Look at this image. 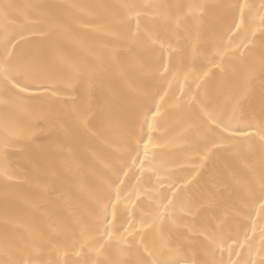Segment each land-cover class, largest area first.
Returning <instances> with one entry per match:
<instances>
[{"label":"bare ground","instance_id":"obj_1","mask_svg":"<svg viewBox=\"0 0 264 264\" xmlns=\"http://www.w3.org/2000/svg\"><path fill=\"white\" fill-rule=\"evenodd\" d=\"M125 4L144 6V12L139 18L129 16L121 7ZM262 4L264 0H0V39L7 27L9 34L23 33L26 47H43L48 54L41 73L44 86L21 93L30 99L5 103L0 94V173L7 170L11 177L0 175V261L9 258L7 237L36 239L45 262L51 253L59 264H94L105 257L135 264V250L119 252L127 245H117L115 239L101 250L103 255L96 252L108 241L99 239L105 225L91 215V193L101 180L116 179L109 165L119 158L125 183L120 185L114 236L120 235L115 228L121 223L128 228L130 221L135 235L144 220H151L160 194L171 196L169 186L179 185V203L194 206L187 214L178 205L179 225L171 229L181 234L184 258H205L199 244L208 230L231 237L224 244L225 260L231 245L243 253L233 259L259 264L264 209L259 201L243 207L237 196H229V191L241 190L250 169L259 170V136L249 142L251 152L248 144L240 155L208 144L206 153L192 124L201 104L230 110L236 95L245 98L242 122L259 119L264 105ZM156 5L185 7L178 21L175 7ZM187 5L205 7L189 13ZM241 5L246 6L243 14ZM130 98L141 107L142 134L140 123L134 129L141 137L139 158L135 140L126 146L112 123L116 109ZM157 104L160 114L149 112L145 121L142 113L154 112ZM73 213L90 222L87 236L77 232L75 248L65 229ZM109 213L111 219V205ZM246 233L251 253L247 243L241 249L236 242L244 241ZM146 243L158 254H169L153 234Z\"/></svg>","mask_w":264,"mask_h":264},{"label":"snow or ice","instance_id":"obj_2","mask_svg":"<svg viewBox=\"0 0 264 264\" xmlns=\"http://www.w3.org/2000/svg\"><path fill=\"white\" fill-rule=\"evenodd\" d=\"M40 7V6H33ZM121 7L125 8L128 15L133 13L139 18L144 12V6L125 4ZM156 8H172L177 9V20L179 21L180 9L183 5H156ZM189 13L193 10L202 9L204 5H187ZM244 5H241V12L243 14ZM264 8V4L261 5ZM171 20V13L168 16ZM260 20L264 22V14L260 15ZM118 23H123V20H118ZM139 20L137 22V29L139 30ZM241 27L240 23L236 24V28ZM231 30V28H229ZM5 35L0 39L2 49H0V94L6 99L5 103L9 101H25L30 97L22 96L21 93L29 91L33 86L43 87L42 70L45 68L48 62V54L43 47L28 48L25 45L27 41L22 32H16L9 34L7 27H5ZM41 35L47 36V32H41ZM243 55V53H241ZM264 65V61H262ZM206 75V73H205ZM15 90V91H14ZM244 96L236 95L233 97V102L229 110L228 107L224 108H208L207 105L201 104L199 114L193 116L192 127L197 131L203 141V147L205 152L210 151L208 144H212L213 147H221L225 151L233 152L236 155H240L242 146L248 144L247 151H254V146L249 143L254 140L255 136H259V151L261 155V165L259 170L255 168L250 169L251 176L240 185V191H229V196H237L240 199L243 207H247L249 202H260L261 208L264 209V105L261 107L260 117L255 122H242V113L244 111ZM196 102L189 101V107ZM160 106L156 105L154 112L149 108L143 112L144 120H147L148 113L151 112L153 117L160 114ZM141 107L135 99H128L124 105L116 109V118L112 122L113 127L117 128L121 132L123 142L126 146L130 147L132 141L135 140L137 146V158H139V144L141 137L135 135V126L140 123L141 134L143 129V121L140 120ZM151 128V125H149ZM246 129L251 130L247 132ZM152 142L151 133H149L148 141L145 142V157L148 156V145ZM203 159V156L201 157ZM135 163V161H134ZM110 170L116 177L115 180H110L105 183L101 180L95 191L91 193V199L94 207L91 210V215L94 216L98 224L105 225L103 232L100 234L99 239L104 240L107 237V244H101L99 249H96L97 255H103V250H107L111 246L112 240L115 239L117 245H127L126 248L120 247L118 251L121 253L131 252L135 250L137 259L135 264H241L240 259H233V254L237 257L243 255L242 252L236 251L231 245L228 246V259H224V244L227 239L220 232L205 230L203 240L200 241L199 247L203 253L204 259L192 260L184 258L180 253L184 247V243L181 239V234L177 231L172 233V228H178L179 216L177 213V206L179 205V211L187 214H191L194 211V206L186 207L179 203L178 194L176 188L179 185H170L169 191L171 196L167 192L160 194V198L156 201L155 212L151 220H144L140 226V230L135 231V225L133 222H129V227L124 228L121 223L120 228H115V232L120 233L119 236H114L113 228L114 222L117 220V205L121 201V187L125 181L120 179V172L124 169V164L119 158L113 160L109 165ZM143 168V161L141 162ZM0 175H3L5 179H10V174L7 170H4ZM127 175V172L124 173ZM119 180V184L116 182ZM159 182V181H158ZM187 183V181H186ZM239 183V182H237ZM225 191L228 188L225 187ZM113 193L115 199H113ZM130 199V195L127 197ZM166 201V202H165ZM109 205H111V219H109ZM237 212L243 211V208H236ZM250 215V213H249ZM65 229L68 230L72 237L73 242L71 247L75 248L77 243L76 235L79 232L81 237L87 236L90 231V222L83 215L79 213L72 214L71 223L65 224ZM123 229V232H121ZM169 229L168 234H165V230ZM253 232L256 231V222L253 221ZM125 233L131 236V239L126 238ZM150 234L158 237L162 241V248L168 250V255L165 256L162 253L158 254L157 251L150 247L146 243V239ZM259 234L261 236V245L258 249L259 255L262 257L259 264H264V225H260ZM136 236L140 239L137 240ZM241 249L245 248L247 243L248 251L251 253V241L247 233L245 234L244 241H236ZM175 245V247H173ZM5 255L9 258L6 261H0V264H59V261L51 259V253H49V259L45 262L43 260V246L37 242L36 239H24L21 238L18 241H10L5 238ZM217 250L220 252V256L217 257ZM56 251L59 253L60 246L57 242ZM67 255V253H65ZM79 255V253H77ZM67 264V262H65ZM94 264H128L127 261H116L110 257L104 259H98ZM243 264H256V261L245 260Z\"/></svg>","mask_w":264,"mask_h":264}]
</instances>
